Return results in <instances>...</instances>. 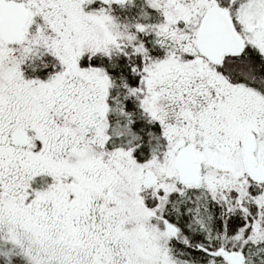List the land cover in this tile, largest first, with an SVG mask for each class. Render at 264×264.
<instances>
[{"label": "snow or ice", "instance_id": "obj_1", "mask_svg": "<svg viewBox=\"0 0 264 264\" xmlns=\"http://www.w3.org/2000/svg\"><path fill=\"white\" fill-rule=\"evenodd\" d=\"M0 264H264V0H0Z\"/></svg>", "mask_w": 264, "mask_h": 264}]
</instances>
